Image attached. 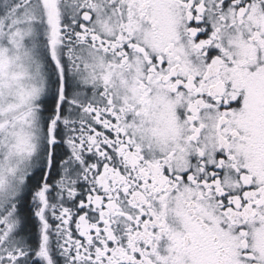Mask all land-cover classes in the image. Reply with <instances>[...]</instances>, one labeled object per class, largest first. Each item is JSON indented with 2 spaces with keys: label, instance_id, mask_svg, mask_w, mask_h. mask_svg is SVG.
Instances as JSON below:
<instances>
[{
  "label": "snow or ice",
  "instance_id": "6c2138e0",
  "mask_svg": "<svg viewBox=\"0 0 264 264\" xmlns=\"http://www.w3.org/2000/svg\"><path fill=\"white\" fill-rule=\"evenodd\" d=\"M0 264H264V0H0Z\"/></svg>",
  "mask_w": 264,
  "mask_h": 264
}]
</instances>
